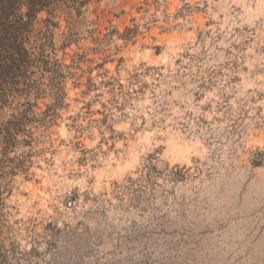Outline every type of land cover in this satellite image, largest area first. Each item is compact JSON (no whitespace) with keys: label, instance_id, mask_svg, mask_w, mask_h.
<instances>
[{"label":"rangeland","instance_id":"1","mask_svg":"<svg viewBox=\"0 0 264 264\" xmlns=\"http://www.w3.org/2000/svg\"><path fill=\"white\" fill-rule=\"evenodd\" d=\"M30 30L0 264H264V0H63Z\"/></svg>","mask_w":264,"mask_h":264},{"label":"trees","instance_id":"2","mask_svg":"<svg viewBox=\"0 0 264 264\" xmlns=\"http://www.w3.org/2000/svg\"><path fill=\"white\" fill-rule=\"evenodd\" d=\"M63 0H0V102L6 85L28 70L33 53L27 47L30 27L38 15ZM7 138L13 135L9 130Z\"/></svg>","mask_w":264,"mask_h":264}]
</instances>
